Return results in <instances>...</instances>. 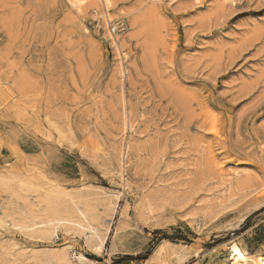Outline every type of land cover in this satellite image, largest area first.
Wrapping results in <instances>:
<instances>
[{
    "label": "rangeland",
    "instance_id": "1",
    "mask_svg": "<svg viewBox=\"0 0 264 264\" xmlns=\"http://www.w3.org/2000/svg\"><path fill=\"white\" fill-rule=\"evenodd\" d=\"M99 2L0 0V264L264 255V0H113L122 52L89 25ZM74 203L103 255L39 224Z\"/></svg>",
    "mask_w": 264,
    "mask_h": 264
},
{
    "label": "bare ground",
    "instance_id": "2",
    "mask_svg": "<svg viewBox=\"0 0 264 264\" xmlns=\"http://www.w3.org/2000/svg\"><path fill=\"white\" fill-rule=\"evenodd\" d=\"M107 1V2H106ZM100 0V4L103 2L104 7H108V2L111 3L113 2V0ZM157 1V0H156ZM225 1V0H224ZM93 4L95 5V0H92ZM70 3L76 7L77 9H82L81 7H83V5H86L87 0H70ZM111 5V4H110ZM219 5V4H218ZM112 6V5H111ZM87 7H89L87 5ZM85 8V7H84ZM96 9V7H95ZM97 10V9H96ZM143 18V17H142ZM113 19V18H112ZM136 19V17H135ZM134 20V19H133ZM134 22V21H133ZM122 20L119 21L117 23L119 28H122L123 25H121ZM137 23V22H136ZM123 32V31H122ZM116 36V35H115ZM115 36H111L110 35V39H111V44L114 47V49L116 50L115 52H122L121 51V47H122V43L120 44L119 42V38H115ZM125 39V38H124ZM123 39V40H124ZM122 40V39H121ZM120 40V41H121ZM128 43V42H127ZM125 44V43H123ZM126 46V45H125ZM123 49V48H122ZM117 65V64H116ZM124 68V66H123ZM125 70V69H124ZM122 70L120 68H118L117 72H121ZM116 72V73H117ZM123 72V71H122ZM119 76V75H118ZM128 117V116H126ZM215 120V118H214ZM215 122V121H214ZM213 122V124H214ZM121 126V125H120ZM128 126V124H127ZM212 126V125H211ZM120 128V127H119ZM128 128V127H127ZM214 130V128H212ZM127 130V129H126ZM129 130V129H128ZM127 144V142H126ZM134 144V143H133ZM140 146V145H139ZM126 147V146H125ZM135 148V147H134ZM130 145L128 144L127 149L125 152V156L127 155L128 151H130ZM136 149V148H135ZM138 152V151H137ZM142 154V153H141ZM124 155V154H123ZM137 156V155H136ZM137 158H139L137 156ZM138 160V159H137ZM221 166V165H220ZM120 168V167H119ZM238 172V171H237ZM236 173V172H235ZM235 177V176H234ZM245 182V181H244ZM237 183V181H236ZM246 183V182H245ZM79 193V192H78ZM119 194V193H118ZM108 195V194H107ZM112 195V194H111ZM78 196V195H77ZM120 196L117 194H113L112 196H110L109 198L112 199L111 203L116 204L118 199ZM52 201V200H51ZM83 204V203H81ZM56 206V205H55ZM73 206V205H72ZM72 208V207H71ZM55 209V208H54ZM59 209V208H58ZM63 212V211H62ZM55 213V212H54ZM74 214H75V219H69L66 217H53V219H51V221H42L39 224H43V223H52L53 224H65L66 222H73L75 224H77L78 226H81L82 228H84L85 230H88L90 232V238L87 240V243H90V246L92 248V250L96 253V254H102L104 252V240L105 238L101 236L100 232H98L97 228L94 227V225L90 224L88 221V217H87V213L81 209L77 203H74ZM73 215V214H72ZM52 216V215H51ZM44 220V219H43ZM37 225V224H36ZM44 225V224H43ZM46 225V224H45ZM22 227L24 225H21ZM31 226V225H29ZM28 226V227H29ZM33 226V225H32ZM50 226V225H49ZM27 227V225H26ZM21 228V227H20ZM43 228V227H42ZM72 228V227H71ZM36 229V228H34ZM41 229V228H39ZM48 229V228H47ZM56 229V227L53 225V228L49 229V233L52 234L54 233V230ZM63 229V228H62ZM74 231V230H73ZM103 231V230H102ZM26 233V232H25ZM54 235V234H52ZM168 243V242H166ZM167 245V244H166ZM116 244L114 242V240L111 241L108 253L106 254V256H110V254H112L115 250H116ZM164 242L160 243L159 245H157V247H155V249L152 251V253L150 254L149 258L150 259H157L162 250L164 249ZM167 247V246H166ZM67 250V249H66ZM61 251L59 252V254H48V256H46L45 258V262L46 264H50L53 260L54 261H65L67 264H74L75 262L77 264H84L85 261H87V259H85V257L81 254V253H75L73 254V256H71L67 251ZM166 250V249H164ZM178 250V249H177ZM180 250V251H179ZM177 252H173V254L171 255L170 259H169V263L167 264H184L185 260H187V254L185 253L184 250L179 249ZM227 250L228 253L226 254V257L224 259V264H264V255H262L261 253H257V254H246L243 252V250L234 242H231L228 244L227 246ZM69 251H71L69 249ZM106 251V250H105ZM103 255V254H102ZM162 256V254H161ZM166 256V255H165ZM101 257V256H100ZM190 257V256H189ZM160 260V259H159ZM164 260V259H163ZM165 262V261H164ZM168 262V261H167ZM57 263V262H56ZM160 264V263H159Z\"/></svg>",
    "mask_w": 264,
    "mask_h": 264
},
{
    "label": "built area",
    "instance_id": "3",
    "mask_svg": "<svg viewBox=\"0 0 264 264\" xmlns=\"http://www.w3.org/2000/svg\"><path fill=\"white\" fill-rule=\"evenodd\" d=\"M92 12V11H91ZM110 10L104 7L103 2L97 8L96 12L93 11L89 14V25L94 31L101 34L114 36L118 29L116 21L110 17ZM109 264H113L112 262Z\"/></svg>",
    "mask_w": 264,
    "mask_h": 264
}]
</instances>
